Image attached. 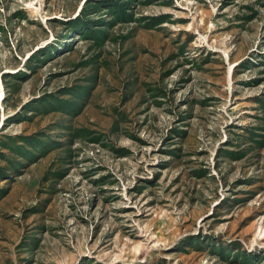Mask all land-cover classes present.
I'll return each mask as SVG.
<instances>
[{"label":"rangeland","instance_id":"obj_1","mask_svg":"<svg viewBox=\"0 0 264 264\" xmlns=\"http://www.w3.org/2000/svg\"><path fill=\"white\" fill-rule=\"evenodd\" d=\"M0 264H264V0H0Z\"/></svg>","mask_w":264,"mask_h":264}]
</instances>
